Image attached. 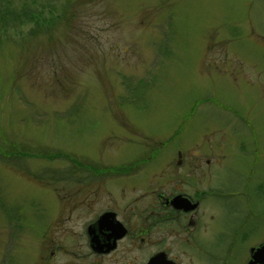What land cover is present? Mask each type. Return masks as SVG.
<instances>
[{
    "label": "rangeland",
    "instance_id": "1",
    "mask_svg": "<svg viewBox=\"0 0 264 264\" xmlns=\"http://www.w3.org/2000/svg\"><path fill=\"white\" fill-rule=\"evenodd\" d=\"M179 158L264 243V0H0V264L79 260L98 208Z\"/></svg>",
    "mask_w": 264,
    "mask_h": 264
},
{
    "label": "flooded vegetation",
    "instance_id": "2",
    "mask_svg": "<svg viewBox=\"0 0 264 264\" xmlns=\"http://www.w3.org/2000/svg\"><path fill=\"white\" fill-rule=\"evenodd\" d=\"M179 157H183L181 153ZM182 167L183 158H179L177 166H167L162 174H166L167 179L150 189L144 198L128 201L122 198L98 208L85 227L83 250L69 252L79 260L55 263H120L116 253L126 248L125 254L136 249L144 253L143 259L138 261L135 252L126 264H231L234 246H241L243 253L237 256L245 257V264H262L255 258V253L263 242L253 244L247 250L248 233L242 221L237 218L231 226L221 219L217 223L219 215L210 203L216 198L198 189L191 193L185 189L189 183L180 175L171 173L175 168L181 173ZM85 204L89 205L88 210H92L88 201ZM100 223H103L102 228ZM203 233L209 238H200ZM218 235L220 238L216 243Z\"/></svg>",
    "mask_w": 264,
    "mask_h": 264
},
{
    "label": "water",
    "instance_id": "3",
    "mask_svg": "<svg viewBox=\"0 0 264 264\" xmlns=\"http://www.w3.org/2000/svg\"><path fill=\"white\" fill-rule=\"evenodd\" d=\"M103 220H101L102 222ZM101 226H99L100 228L103 227V223H100ZM255 258L258 259L259 262L264 263V244L261 245L257 250H256V254H255ZM257 263V262H255Z\"/></svg>",
    "mask_w": 264,
    "mask_h": 264
},
{
    "label": "trees",
    "instance_id": "4",
    "mask_svg": "<svg viewBox=\"0 0 264 264\" xmlns=\"http://www.w3.org/2000/svg\"><path fill=\"white\" fill-rule=\"evenodd\" d=\"M56 157H58L59 155H61V152H56ZM69 176H70V174H69Z\"/></svg>",
    "mask_w": 264,
    "mask_h": 264
}]
</instances>
